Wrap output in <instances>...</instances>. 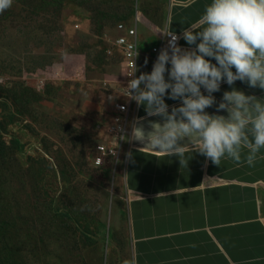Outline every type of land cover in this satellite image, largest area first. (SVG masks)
<instances>
[{
	"label": "rangeland",
	"instance_id": "obj_1",
	"mask_svg": "<svg viewBox=\"0 0 264 264\" xmlns=\"http://www.w3.org/2000/svg\"><path fill=\"white\" fill-rule=\"evenodd\" d=\"M141 2L148 15H143L145 20L139 29L149 36L151 26L164 25L163 0ZM17 7L21 8L15 3L13 8ZM155 9L156 15H152ZM128 11H110L92 21L87 10L66 6L53 19L56 31L51 35L39 32L36 43L29 44L33 53L40 55L37 69L31 68L30 56L18 47L22 59H27L19 75L20 69L8 62V46L30 42L37 32L28 33L29 27H39L36 20L40 18L23 22L17 30L10 29V18L0 22V51L6 52L0 55V87L23 82L42 93L35 109L23 116L26 120H5L9 123L3 135L7 145L11 139H19L22 150L15 151L12 160L0 161V204L10 220L6 238L0 242L9 245L10 252L20 256L23 264L129 263L124 247L112 249L107 235L109 204L115 191L111 179L117 163L107 159L97 167L93 160L94 149L106 139V126L111 120L117 89L110 80L120 72L117 60L106 55L117 23L105 21L125 16L131 23ZM25 34L31 35L30 40L23 38ZM47 40L51 43H41ZM148 41L151 43V37ZM54 85L60 88L50 90ZM3 104L8 111H15L14 104L0 95V113ZM54 210L67 217H50ZM11 239L18 252L9 243Z\"/></svg>",
	"mask_w": 264,
	"mask_h": 264
},
{
	"label": "crops",
	"instance_id": "obj_2",
	"mask_svg": "<svg viewBox=\"0 0 264 264\" xmlns=\"http://www.w3.org/2000/svg\"><path fill=\"white\" fill-rule=\"evenodd\" d=\"M208 3L166 0L163 28L151 26L148 34L159 40L157 32L170 29L180 36L185 28L198 24ZM143 20L140 13L138 23ZM180 44L195 47L183 38ZM150 57L147 47L139 60V75L148 72ZM206 59L216 63L214 58ZM233 88L264 99V89L237 80L231 86L221 82L220 90L212 93L216 104ZM201 92L207 94L203 87ZM164 100L169 112L182 103L167 95ZM216 104L205 111L226 117L228 113L217 111ZM141 117L146 131H151L149 122L163 123L161 117L147 116L143 104L134 113L135 119ZM133 121L131 117L125 137L130 136ZM143 147L124 138L116 160L107 230L112 249L124 247L128 264H264V148L253 166L243 162V155L239 164L222 158L217 166L194 150L185 153L186 164L181 165L175 154L163 156ZM129 152L131 160L126 158ZM117 252L121 254L120 248Z\"/></svg>",
	"mask_w": 264,
	"mask_h": 264
},
{
	"label": "clouds",
	"instance_id": "obj_3",
	"mask_svg": "<svg viewBox=\"0 0 264 264\" xmlns=\"http://www.w3.org/2000/svg\"><path fill=\"white\" fill-rule=\"evenodd\" d=\"M11 4L12 0H0V11ZM157 33L166 40L165 47L159 50L153 66L150 57L148 72L134 76V63L131 72H124L132 78L123 95L137 105L143 104L147 116L161 117L163 123L149 122L151 131H146L142 123L145 118H134L130 136L122 138L138 141L163 156L175 154L181 165L186 164L185 153L194 150L217 166L222 158L239 164L242 155L243 162L253 166L264 148V99L233 88L225 91L216 104L212 93L220 90L221 82L231 86L237 80L264 89V0H210L198 24L185 28L180 36L170 29ZM181 38L195 47H180L177 41ZM206 57L214 58L216 63ZM166 95L182 103L169 112ZM214 104L217 111L225 110L228 115L205 111ZM113 110L112 106L110 123ZM126 158L131 160V152Z\"/></svg>",
	"mask_w": 264,
	"mask_h": 264
},
{
	"label": "trees",
	"instance_id": "obj_4",
	"mask_svg": "<svg viewBox=\"0 0 264 264\" xmlns=\"http://www.w3.org/2000/svg\"><path fill=\"white\" fill-rule=\"evenodd\" d=\"M166 0H163V7ZM21 6V8H13L14 5ZM131 1L130 0H12V4L7 9L0 11V22L4 21L7 18H10V29H18V25L23 24V22H35L36 18H40V20H36V23L40 22V26L36 27L30 26L29 32L34 33L37 32L34 38L30 40L31 35L29 37L23 35L24 39L30 40V42H21L17 46H8V49L10 50V54L8 57V62L12 66H16L20 70H17L18 75L22 71V63L27 59H22L21 51H19V48L22 49V52L27 55V57L30 56L29 59V65H32L31 68L33 69L36 64H40V60L38 57L40 55H36L33 53L32 46H29L31 43L32 45L36 42V37L39 36V32L43 33L44 35H51L54 31H56V22L53 20L54 18H58L62 14L63 8H65L68 5H76L77 7H81L84 10H87L90 13V19L92 21H96L100 17H104L103 14H108L110 11H116L118 12L125 11L129 9V16H132V22L128 23V19H126L125 16L120 18H111L109 17L106 23L109 24L113 23L116 24L114 28V33L110 36L111 42H109V47L106 49V55H111L113 58L117 60L118 66H120V72L119 74L111 79L110 81H113L116 86V92L118 89L124 84L125 82V69L124 67V54L118 49V46L114 43V39L121 33L119 32L117 26L118 24L122 23L126 27H132L137 25L138 26V33L140 38V44L141 49L143 51V55L146 54V48L152 46L158 41L157 36L153 34H149L147 36L146 33H142L140 31V23L136 21V14L137 12H140L143 15H148V11L143 10L144 5L142 4L141 0H133L132 6H130ZM129 7H128V6ZM132 7L134 9H132ZM152 15H156V9L152 10ZM151 15V16H152ZM163 16H164V8H163ZM153 21L156 22V19L152 17ZM123 20V21H120ZM120 22V23H119ZM24 25V24H23ZM163 28V27H162ZM53 31V32H51ZM51 32V33H50ZM5 33V32H3ZM148 37H151V43L148 41ZM42 44L44 43H51L50 40L41 41ZM111 48V49H110ZM110 51V52H109ZM151 51V48H150ZM6 54L5 50L0 51V55ZM2 61H0V67H2L1 64ZM35 67L36 69L39 67ZM22 84V85H21ZM21 85V86H20ZM13 88V89H12ZM60 88L59 86L54 85L50 90H54ZM0 95H4L8 98L9 101H11L14 104L15 111H8L9 108L6 104L2 105V112L0 113V161H6L7 159H13V154L15 151H21L22 145L19 139H11V144L7 145L3 135L4 132H7L8 122L14 123L19 119L26 120L23 116H28L29 112L31 110L35 109V105L40 102V99L42 97V93L38 92L31 86L24 84L23 82L19 83V85L15 84L13 87H6L1 86L0 87ZM8 118V122H5V120ZM45 159V158H44ZM60 166V165H59ZM62 170V167H61ZM66 170V167H65ZM34 186L37 187V181L35 182ZM3 198L1 199V201ZM50 204V203H49ZM4 206L0 204V239L5 240L6 233L5 230L7 228L8 223L10 222L7 211L5 212ZM58 210V208L56 209ZM56 210L55 212H50V217L58 216L62 218H66V214H60ZM11 212V211H8ZM26 220V218H25ZM85 235H88L85 233ZM12 246H14V242L11 239V242H9ZM17 251V249L15 248ZM18 252V251H17ZM0 264H23L20 256L17 258L15 255H13L9 250V245L6 243L0 242Z\"/></svg>",
	"mask_w": 264,
	"mask_h": 264
},
{
	"label": "built area",
	"instance_id": "obj_5",
	"mask_svg": "<svg viewBox=\"0 0 264 264\" xmlns=\"http://www.w3.org/2000/svg\"><path fill=\"white\" fill-rule=\"evenodd\" d=\"M117 28L121 33L114 39V43L118 46V49L124 54L125 72H131L134 63L136 66L134 76H139L138 62L143 51L141 49L138 31L135 26L128 28L122 23L118 24ZM177 35L179 36V34ZM179 40L177 41V43L181 47ZM165 45L166 40L162 39L160 36L158 42L154 44L151 48V66H153V63L157 58L159 50L162 47H165ZM135 53H137L136 56ZM131 78L132 77H129L125 74V82L119 88V92L114 96V113L112 116V122L107 126L106 129V139L103 143L98 144L95 148L94 164L96 166H102L107 158L117 159L121 152L122 145L124 142V138L122 137H125V134L129 131V120L131 119V117H133L134 119V113L137 108L136 101L131 100L130 98L123 95V93L126 92L125 87L127 86L128 80ZM121 97L124 98L123 101L120 100ZM100 160L101 164L99 165L98 162Z\"/></svg>",
	"mask_w": 264,
	"mask_h": 264
}]
</instances>
